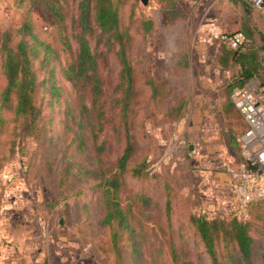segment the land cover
<instances>
[{
  "label": "rangeland",
  "instance_id": "obj_1",
  "mask_svg": "<svg viewBox=\"0 0 264 264\" xmlns=\"http://www.w3.org/2000/svg\"><path fill=\"white\" fill-rule=\"evenodd\" d=\"M42 1L0 0V45L4 33L15 45L22 24L30 23L58 54L49 65L60 89L55 97L42 84L47 69L36 61L42 114L30 135L11 110L0 109V264H119L103 224L101 181L116 173L127 148L113 100L120 65L114 51L90 39L106 85L105 112L101 118L94 111L82 128L76 93L63 76L78 51L71 29L77 0H59L68 16L63 25ZM115 1L136 94L128 134L133 151L120 177L133 230L121 242V263L210 264L194 216L250 218L264 226L263 207L251 205L258 196L238 174L246 161L240 141L246 124L230 100L238 67L221 64L220 37L242 30L243 7L227 0ZM258 22L264 32L263 16ZM263 82L264 71L246 86ZM5 86L0 53V93ZM251 234L253 264H264V233ZM218 248L222 253L223 243Z\"/></svg>",
  "mask_w": 264,
  "mask_h": 264
},
{
  "label": "trees",
  "instance_id": "obj_2",
  "mask_svg": "<svg viewBox=\"0 0 264 264\" xmlns=\"http://www.w3.org/2000/svg\"><path fill=\"white\" fill-rule=\"evenodd\" d=\"M227 1L243 7L242 30L239 32L247 38L250 44L249 48L232 49L220 37L224 49V56L221 58L223 69H229L231 66L238 67L237 76L230 86L231 104L236 109L232 99L233 93L245 88L255 78L261 79V73L264 71V32L256 26L253 18L254 8L250 3L246 0ZM42 2L57 22L63 25L68 16L64 15L60 1L43 0ZM71 23L78 51L72 62L63 70V76L76 93L80 105V117L83 120L80 123L82 128L92 124L94 111L98 109L101 112L98 116L101 118L104 117L105 112V103L102 100L106 97V85L90 39L95 38L98 44L106 47L107 51H114L120 65L116 85L117 95L113 100L118 104L115 107V115L120 127L125 130L127 148L117 160L116 173L102 180L101 187L105 207L103 224L111 230V251L116 261L122 264L121 242L125 236L132 234L125 232L133 230L129 212L123 209L120 200L123 185L120 177L127 172L133 151L132 143H130L131 137L128 134L130 113L136 94L133 67L127 50L129 37L120 26L119 9L115 0H77L76 15L72 16ZM17 36H19L18 42L11 45V35L9 33L2 35L0 53L6 86L0 93V109L11 110L15 118L22 122L23 133L30 135L39 130L42 114L35 100L39 87L38 74L34 69L35 62L39 61L42 67L47 69L48 77L42 81V84L50 87L52 95L58 97L60 89L55 81V69L49 65L51 59L58 58V54L49 44L39 39L28 22L22 24ZM257 40L260 43L259 46ZM64 44L68 49L71 48L67 37H65ZM261 86L264 87V82ZM245 163L247 164L246 161ZM251 205L253 208L263 207L264 209L262 200L255 201ZM166 210L167 214H170V201L166 203ZM260 212L262 214L259 220H262L264 224V212ZM254 220L233 217L226 221L220 216L206 214L194 216L192 224L200 238L204 252L210 259V264H253V258L257 255V244L251 233L257 228L259 233H264V226H258ZM222 243L223 251L220 253L218 246ZM182 264L194 263L185 261Z\"/></svg>",
  "mask_w": 264,
  "mask_h": 264
},
{
  "label": "built area",
  "instance_id": "obj_3",
  "mask_svg": "<svg viewBox=\"0 0 264 264\" xmlns=\"http://www.w3.org/2000/svg\"><path fill=\"white\" fill-rule=\"evenodd\" d=\"M254 9H262L264 0H246ZM221 40L232 49L249 48L247 38L240 32L223 35ZM232 99L242 115L246 129L241 137L243 153L247 164H242L239 180L259 200L264 201V87L246 86L235 91Z\"/></svg>",
  "mask_w": 264,
  "mask_h": 264
},
{
  "label": "crops",
  "instance_id": "obj_4",
  "mask_svg": "<svg viewBox=\"0 0 264 264\" xmlns=\"http://www.w3.org/2000/svg\"><path fill=\"white\" fill-rule=\"evenodd\" d=\"M260 16H263V18H264V7L262 9H253V18H254V21L256 23V26L258 27V29L260 31L263 32V28L260 27V24L258 22ZM206 26H209V25H206Z\"/></svg>",
  "mask_w": 264,
  "mask_h": 264
},
{
  "label": "water",
  "instance_id": "obj_5",
  "mask_svg": "<svg viewBox=\"0 0 264 264\" xmlns=\"http://www.w3.org/2000/svg\"><path fill=\"white\" fill-rule=\"evenodd\" d=\"M142 2H143L144 4H146V3H147V0H142Z\"/></svg>",
  "mask_w": 264,
  "mask_h": 264
}]
</instances>
